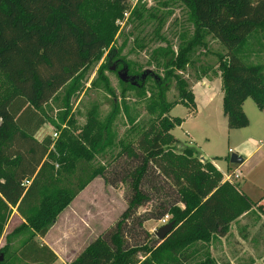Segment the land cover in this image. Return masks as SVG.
<instances>
[{
    "label": "trees",
    "instance_id": "trees-1",
    "mask_svg": "<svg viewBox=\"0 0 264 264\" xmlns=\"http://www.w3.org/2000/svg\"><path fill=\"white\" fill-rule=\"evenodd\" d=\"M108 1L121 6L125 0ZM182 1L191 8L195 26L227 49L220 62L227 127L247 126L242 105L248 96L264 111V67L246 63L242 52L249 37L264 28V0ZM90 2L0 0V238L14 207L22 218L21 227L33 232L17 257L31 264L54 263L56 253L34 235L45 236L58 215L97 176L109 185L117 180L124 183L127 205L113 229L93 239L69 264H151L164 251L224 236L232 220L262 207L264 196L253 201L239 193L238 186L223 182L221 172L209 160H200L194 148L176 150L180 140L170 130L182 119L167 116L176 104L167 103L162 93L147 109L153 117L148 128L136 130L135 141L119 140L116 159L125 162L117 164L119 171L92 162L114 144L110 120L101 123L91 118L90 125L73 138L64 131L65 116L50 119L58 137H36L47 122L42 105L71 82L72 90L78 88L76 79L83 66L111 42L106 28L92 23ZM185 98L194 105L192 92ZM68 99L69 92L67 104ZM129 120L131 128L138 127ZM160 176L178 196L155 203L147 218L168 215L173 229L159 247L129 245L127 235L142 222L135 215L137 208L152 199L149 189L158 190L155 179ZM139 255L146 257L141 260ZM198 264L217 263L206 255Z\"/></svg>",
    "mask_w": 264,
    "mask_h": 264
},
{
    "label": "rangeland",
    "instance_id": "rangeland-1",
    "mask_svg": "<svg viewBox=\"0 0 264 264\" xmlns=\"http://www.w3.org/2000/svg\"><path fill=\"white\" fill-rule=\"evenodd\" d=\"M90 6L92 23L106 28L111 42L83 66L76 79L78 88L72 90L71 82L42 105L40 111L47 122L36 137L41 139L56 132L50 119L65 116L64 131L73 138H78L90 125L91 118L101 123L110 120L114 144L95 155L92 162L119 171L117 164L125 165L123 160L116 159L121 148L119 140L135 141L136 130L148 128L153 117L147 109L153 98L162 93L167 103L176 104L167 116L171 120L184 119L180 126L170 130L180 140L176 150L194 148L200 160L215 162L223 182L236 184L239 193L259 201L264 196V111L248 96L242 105L248 125L227 127L222 113L220 68L227 49L212 34L195 26L192 10L182 0H125L121 6L108 0H91ZM243 48L246 63L264 67V28L252 34ZM124 67L128 75L138 76L134 83L119 78ZM204 91L207 94L201 95ZM190 92L197 93L196 108L185 98ZM129 119L134 120L138 129L131 128ZM232 153L241 156L243 162L231 163ZM233 171L239 177H231ZM155 180L158 190L149 189L152 199L137 208L135 215L142 222L127 235L129 245L139 242L155 248L162 243L155 231L168 220L161 223L163 217L147 218L148 213L155 203L174 200L178 195L167 179L160 176ZM126 194L124 183L117 180L115 185H109L101 176L85 186L58 215L45 236L46 244L54 242L58 256L52 264H69L93 239L113 229L126 208ZM260 205L232 220L224 236L194 240L170 252L164 251L151 264H198L206 255L217 264H264V201ZM22 222L12 208L0 238V254L5 264H31L16 255L33 235L31 229L21 227ZM34 239L43 240L38 235ZM186 255L188 262L184 259ZM139 256L141 260L146 257Z\"/></svg>",
    "mask_w": 264,
    "mask_h": 264
},
{
    "label": "water",
    "instance_id": "water-1",
    "mask_svg": "<svg viewBox=\"0 0 264 264\" xmlns=\"http://www.w3.org/2000/svg\"><path fill=\"white\" fill-rule=\"evenodd\" d=\"M119 78L124 81H130L132 83H134L136 81V79H138V76H130L127 73V67L123 68L122 72H119ZM141 78H144V74L141 75ZM230 162L234 163V164H239L241 162H243V158L239 155H237L236 153H232L230 155ZM173 229V221L167 222L165 224H163L162 226H160L156 231H155V236L160 239L163 240ZM3 259L2 254H0V261Z\"/></svg>",
    "mask_w": 264,
    "mask_h": 264
},
{
    "label": "crops",
    "instance_id": "crops-1",
    "mask_svg": "<svg viewBox=\"0 0 264 264\" xmlns=\"http://www.w3.org/2000/svg\"><path fill=\"white\" fill-rule=\"evenodd\" d=\"M206 95L207 93H205V91L204 92H201V95ZM193 95H195L194 96V105H193V107L194 108H196V106H197V93L196 92H193ZM207 97V96H206ZM209 98H211L210 96H208V101L210 100ZM205 100H207V98H204ZM184 122V119L182 118V121H181V124ZM180 124V125H181ZM179 125V126H180ZM214 164H215V162H214ZM14 208V207H13ZM57 221V220H56ZM56 221H55V223H56ZM55 223L51 226V228L55 225ZM51 228L49 229V230H51ZM49 232V231H48ZM47 232V233H48ZM46 236V235H45ZM45 236H43V237H41V239H43V240H40V242L39 243H44V244H46L45 243ZM50 249H52L54 252H55V245H54V242L52 241V242H48V244H46ZM57 255V254H56ZM57 258H58V256H57Z\"/></svg>",
    "mask_w": 264,
    "mask_h": 264
},
{
    "label": "built area",
    "instance_id": "built-area-1",
    "mask_svg": "<svg viewBox=\"0 0 264 264\" xmlns=\"http://www.w3.org/2000/svg\"><path fill=\"white\" fill-rule=\"evenodd\" d=\"M53 138L57 137V132H53L52 133ZM231 177H239V174L237 171H233L232 174L230 175ZM29 180H25V184H29ZM168 220V215H165L162 219H161V223H165Z\"/></svg>",
    "mask_w": 264,
    "mask_h": 264
}]
</instances>
